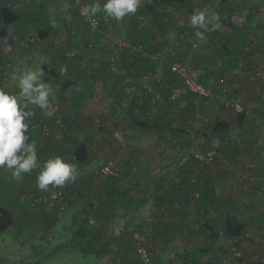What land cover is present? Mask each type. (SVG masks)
I'll return each mask as SVG.
<instances>
[{"label": "rangeland", "instance_id": "obj_1", "mask_svg": "<svg viewBox=\"0 0 264 264\" xmlns=\"http://www.w3.org/2000/svg\"><path fill=\"white\" fill-rule=\"evenodd\" d=\"M237 1L264 5V0ZM105 2L99 0L102 8ZM0 4L25 16L21 24L8 28L7 36L0 34V80L11 89L9 93L19 94L12 76L25 66L46 64L75 83L64 88L45 82L53 89L51 117L35 105L26 109L34 113L25 122L27 142L36 144L38 167L19 182L0 168V204L9 205L17 215L11 231L0 236L3 262L142 264L136 249L146 245L152 253L151 264H188L197 244L209 251L193 257L196 264H264V219L256 217L258 204H253L258 190L264 194L257 173L264 163L263 16L252 20L242 54L226 62L221 48L235 30L220 19L214 31L190 25L195 10L211 12L208 0H142L136 13L121 22L97 13L100 26L94 31L77 0H0ZM40 30L48 35L41 37ZM197 30L204 32L206 40L196 37ZM179 61H186L189 74L222 96L219 103L184 93L186 87L172 70ZM146 80L154 83L160 95L151 101V115L141 87ZM119 85L129 88L127 97L117 91ZM80 86L83 94L77 95ZM237 99L243 118L224 102ZM132 108L138 119L156 128L138 126L130 117ZM89 119L91 124L86 126ZM218 120L231 125L225 139L205 135ZM46 129L52 135H45ZM72 138L88 144V162L74 161ZM208 152L215 159L207 158ZM56 156L76 164L78 175L74 183L57 187L66 193L67 209L49 211L55 220L52 224L27 192L56 188L49 185L43 191L36 185L44 162ZM109 160L121 162L124 174L105 175L102 169ZM183 171L188 175L182 182L179 173ZM159 195H163L161 201ZM101 200L104 209L97 212L98 219H91L98 226L92 225L100 229V218L115 211L111 224L99 232L89 226V239L74 238L81 223L73 224L74 214L90 210ZM227 212L238 214L235 220L248 221L241 240L227 235ZM198 221L211 223L217 238L210 239L205 232L192 237Z\"/></svg>", "mask_w": 264, "mask_h": 264}, {"label": "trees", "instance_id": "obj_2", "mask_svg": "<svg viewBox=\"0 0 264 264\" xmlns=\"http://www.w3.org/2000/svg\"><path fill=\"white\" fill-rule=\"evenodd\" d=\"M179 3H187L189 1L192 0H176ZM209 4H210V10L212 13H216L219 15L220 20L226 24L228 27H231L233 30H235V34L234 36L226 43L222 46V51L225 55V60L226 62H229L231 60H233L234 58H236L237 56H240L243 52V47L244 44L248 41L249 39V35L251 33V23L252 20L254 18H256L257 16H263L264 17V5L263 4H256V5H252L250 3H245L248 5H245L243 3H239L237 0H208ZM95 15H98L97 13ZM25 19V16L23 14H21L19 11L15 10L13 7L6 5V4H0V34L2 36H7L8 35V28L13 26V25H18L21 24ZM90 26V23H88ZM90 28L94 31L96 29H93L91 26ZM40 36L41 37H46L48 35L47 32H43L42 30L39 31ZM124 58L127 60V56L124 55ZM44 69L45 75L42 78L44 82H49V81H54L57 82L59 84H61L64 88H69L74 86V81H68V80H64V78L62 77V75L58 72H56L55 70L51 69L48 67V65H44L42 67ZM2 69V68H1ZM148 73H144V78L147 77ZM177 74V73H176ZM179 76V75H178ZM181 81L183 83V85L186 87L185 90V94L187 93L188 96L189 95H199L201 98H203V100H205L204 96L193 92L186 84V81L183 77H180ZM79 78L77 77V80ZM2 80H0V88H3L5 91H7L8 93L11 91V89L8 90V88H6L2 82ZM198 82L202 85H204L207 89H210L206 83H204L203 81H199ZM141 87L144 90V97L147 98V102L149 104L148 106V114H152V108H153V102L152 99L155 97H159L160 95L156 92V87L154 86V83H150L148 80H146ZM77 92V91H76ZM127 92H129V88L128 87H121L120 88V93L121 96L123 98V96H126V94H128ZM211 92H214L215 95L216 91H213L211 89ZM113 95V93H112ZM218 96H220V98L222 97L221 95H217V97L211 98L213 100V102H215L214 104H216V101H218ZM127 97V96H126ZM163 98V97H162ZM135 107V104H134ZM129 112H131V119L132 121H134L138 126L142 127V128H156V125L153 124H148L146 123L144 120L138 119L135 114L137 115L138 113H136L135 109H130ZM152 112V113H151ZM243 112V111H241ZM243 113H240L239 111V116L240 118H243ZM92 120H87V122L85 123L86 126H89L91 124ZM231 130V125L227 122L218 120L216 121L215 125L211 128V130H209V134H206L207 136L210 135H217V136H221L225 139V136L227 134H229ZM94 132V131H93ZM52 135V131H50ZM46 135V133H45ZM72 141L75 145V149L73 152V156H74V161L76 163L79 164H84L86 162H88L91 159V154H90V149L87 143L85 142H80L79 139L76 138H72ZM224 142V141H223ZM209 153V152H208ZM208 153L206 154L207 158L210 159H215V156H209ZM113 159V158H112ZM110 161V160H109ZM109 161H107L106 163H109ZM122 166V167H121ZM116 167L118 172L123 173V165H121V162H117L116 163ZM124 174V173H123ZM187 175L185 171L179 173V179L180 181H186L187 180ZM109 177H115V176H110L107 175ZM209 182V181H208ZM207 182V183H208ZM172 184L174 185H178L179 183H176L175 181L172 182ZM210 185V182H209ZM208 185V187H210ZM183 186V184L181 185ZM187 191H189V188H186ZM61 190L60 188L57 189V187L55 189H52L48 192H44V193H40L37 191H29L26 194L28 195L29 199L31 202H33L34 204H36V206H40L42 208L43 211H45V213L47 214L48 219L52 222V224L55 223V220L51 218V215H49V211H57L58 212H63L67 209V206H65L64 203V199L61 202L62 205L58 204V205H54V207H52L53 209L48 210V202L51 200L50 196L51 194H53L55 191ZM62 191V190H61ZM63 192L65 193V191L63 190ZM194 193V191H192ZM64 195V194H63ZM66 195V193H65ZM64 195V196H65ZM161 199H163V195H159L158 197V201H161ZM111 200V199H110ZM103 200L99 201L98 203H93V206L91 207L90 210H83L80 212H77L74 214L73 216V224H77L78 221H81L80 225L78 224L77 228H75L74 233H75V237H84L86 234V230H87V223L89 224V221L93 218L98 219V211H102V209H104V205L102 204ZM159 203V202H158ZM60 205V206H59ZM67 205V204H66ZM138 207V206H137ZM115 209L116 207L114 206H110V209ZM48 211V212H46ZM108 217L106 219H101V225L99 226L100 229L97 230V232H99V230H104L108 224L111 222L112 217L115 215V211L111 212L108 211ZM226 216L224 218L225 220V227H226V233L228 236L233 237L234 239H242L244 238V235H246L247 231H248V221L246 219L240 218L238 220H235V217L238 214H235L234 212H227L225 213ZM17 215L15 214V212L13 211V208L9 207V205H3L0 204V236L2 235H6L8 234L11 229L13 228V226L16 224L17 222ZM204 232L210 237V239H216L217 238V231L215 230L214 226L207 222L204 223L202 221H198L194 234L193 236H200L202 234H204ZM245 232V233H244ZM195 245V249L193 252V255L191 257L190 262H188V264H194L196 256L199 254V252H207L209 251L208 249H200L199 246H197V244ZM146 246V245H145ZM59 247V246H58ZM119 249L122 248V244H119ZM147 247V246H146ZM63 248H66V245H63ZM75 249V246L73 245L72 249ZM148 248V247H147ZM138 249V248H137ZM136 249V251H137ZM149 249V248H148ZM150 251V249H149ZM151 253V251H150ZM138 255V253H137ZM186 256L188 257V255H185L184 258H186ZM139 257V256H138ZM151 257H152V253H151ZM194 257V258H193ZM140 259V257H139ZM141 261V259H140ZM152 262H153V257H152ZM142 264H144L141 261ZM0 264H6L5 262L2 261V259L0 258ZM23 264H36V263H31V262H24ZM114 264H123L117 261V263Z\"/></svg>", "mask_w": 264, "mask_h": 264}, {"label": "clouds", "instance_id": "obj_3", "mask_svg": "<svg viewBox=\"0 0 264 264\" xmlns=\"http://www.w3.org/2000/svg\"><path fill=\"white\" fill-rule=\"evenodd\" d=\"M141 2L142 0H106L102 8L99 0H94L91 5L84 7L83 12L93 17L102 12L106 17L121 22L126 15L135 14ZM219 19L218 14L208 9H197L190 17V25L205 32L214 31L218 27ZM195 35L202 41L206 40L202 31L197 30ZM44 75L42 67L25 66L22 72L13 73L12 76L19 88L18 95H12L0 88V168L10 171L18 182L24 179V174H30L38 167L36 144L27 142L29 125L25 122L34 113L26 109L29 105H35L41 110H47L48 117L54 114L49 102L53 89L49 83L43 82ZM77 175L76 164L67 163L60 156H56L44 162L36 185L38 189L47 191L49 185L63 187L66 183H74Z\"/></svg>", "mask_w": 264, "mask_h": 264}, {"label": "built area", "instance_id": "obj_4", "mask_svg": "<svg viewBox=\"0 0 264 264\" xmlns=\"http://www.w3.org/2000/svg\"><path fill=\"white\" fill-rule=\"evenodd\" d=\"M79 2V6H80V11L81 14L84 18L88 19L90 26L93 29H98L100 26V21H99V17L98 16H91L90 14H85L83 12L84 7L86 6L82 0H77ZM123 44V43H120ZM173 72L177 73L180 77H183L186 81L187 86L195 93H198L202 96H204L205 99H211L214 97H217V95H215L214 93H211V91L209 89H207L204 85L200 84L196 77L195 74H189V70L186 64V61H179L174 63L173 65ZM147 78V77H146ZM222 98V97H221ZM220 96H218V101H216V103H219V100L221 99ZM213 100V99H211ZM226 106H234L238 111H239V107L241 106V100L237 99V101H235L234 103H232V101H224ZM46 135L51 134L50 130L46 129L45 130ZM209 156H213V153H208ZM102 172L105 175H110V176H118V170L116 167V161H110L109 163H107L103 169ZM50 201L47 203L48 204V210L53 209L52 207H54V205H62L60 201H62L64 199V195L63 192L61 190L55 191L53 194H51L50 196ZM59 205V206H60ZM233 252L234 254H238L237 253V248L234 247L233 248ZM137 253L138 256L140 257L141 261L144 264H151L152 263V257H151V253L149 251V249L145 246V245H140L138 246L137 249Z\"/></svg>", "mask_w": 264, "mask_h": 264}, {"label": "crops", "instance_id": "obj_5", "mask_svg": "<svg viewBox=\"0 0 264 264\" xmlns=\"http://www.w3.org/2000/svg\"><path fill=\"white\" fill-rule=\"evenodd\" d=\"M125 55V54H124ZM120 87H122L123 88V86H121V85H119L118 86V89H117V91L119 90V92H120ZM83 90L81 89V86L79 87V89L77 90V92H76V94L77 95H80L81 93L83 94V92H82ZM263 152V151H262ZM257 173L259 174V178H260V180H259V182L261 183V185H260V187L261 186H264V163H263V165H261V166H259V167H257ZM257 173H256V175H257ZM258 176V175H257ZM263 198V199H262ZM254 203H257L258 204V209H257V215H256V217H258V219H264V194L260 191V190H258V192L257 193H255L254 194V197H253V204ZM14 211V210H13ZM92 223H95L97 226H98V224H97V222H95V220H90L89 221V224L87 223V225H86V227H87V229H88V227L89 226H93L92 225ZM109 224H111V222L109 223ZM90 228V227H89ZM93 231H95V232H97V228L96 227H94L93 226V229H92ZM91 231V230H90ZM90 231H88V230H86V234H85V237L86 238H90L89 236H88V233L90 232ZM98 234V233H97ZM92 241L93 242H91V243H94L95 242V239H94V237H92ZM118 248H120V247H118ZM124 249H126V246L124 245V248H123V250ZM126 251V250H125ZM194 264H196V261H195V263Z\"/></svg>", "mask_w": 264, "mask_h": 264}]
</instances>
